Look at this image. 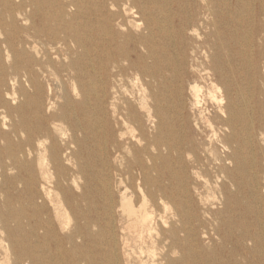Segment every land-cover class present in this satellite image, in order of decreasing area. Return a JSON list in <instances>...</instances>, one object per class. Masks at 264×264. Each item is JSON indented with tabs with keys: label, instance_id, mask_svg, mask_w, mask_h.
Returning a JSON list of instances; mask_svg holds the SVG:
<instances>
[{
	"label": "bare ground",
	"instance_id": "bare-ground-1",
	"mask_svg": "<svg viewBox=\"0 0 264 264\" xmlns=\"http://www.w3.org/2000/svg\"><path fill=\"white\" fill-rule=\"evenodd\" d=\"M100 1L109 3V7L104 5L108 9L99 6L92 12V17L100 24L101 30L92 26L90 35L86 38L79 33L59 30L56 36L41 42L48 43L53 49L57 45V51L65 56L60 61L58 72L64 73L67 78L82 79V69L91 70L86 74L89 76L88 83L93 85L90 93L96 95L94 101L90 98V93L85 91L81 94L82 101L78 106L75 104V113L72 114L66 111L49 113L54 107L52 103L47 106V113H43L39 103L33 101L37 108L31 115L33 123L28 125L23 118L17 120L11 114V108L15 111L17 109L11 105V98L15 99L16 91L10 92L7 82L12 84L14 80H0V243L5 251L0 264H95L86 244L90 237H94L93 227L98 229L96 237L105 234L108 236L109 262L106 264H117L118 211L128 221L129 231L148 244L150 264H215L217 246L230 250L219 259L220 264H242L241 259L232 252L238 246L242 250L240 255L245 259L244 264H251L252 260L248 255L263 244V210L258 220L259 228L248 229L245 233L241 231L235 241L227 244L222 230L230 221L223 218L213 220L210 216L211 209L200 208L195 195L197 192L193 193L189 188L184 171L176 172V163H170L167 170H163L159 162L174 158L183 169L184 159L189 156V165L198 169L196 172L200 174L199 170L203 169L207 155L204 144L185 130L182 110V81L185 72L183 60L175 59L174 62V57H170L164 47H156L155 44L147 46L149 39L157 36V25L152 24L156 20L151 7L155 1ZM3 2L8 12L11 4L14 5L12 10L16 11L27 1ZM187 3L190 4L188 1ZM206 6L210 7L209 4ZM180 8L179 6L178 9ZM255 11L258 17L264 18L262 0ZM209 12L214 14L212 8H209ZM146 13L150 15L149 21L144 19ZM192 13L193 11H189L179 25L191 23L196 16ZM261 32H264V25L258 27V33ZM212 35L213 33L207 34L203 39V43L210 45L213 51L208 57L206 68L212 88L206 95L217 110L214 118L219 120L221 128L219 132L215 130L214 140L221 142L228 151L218 168L222 173H227L232 164L236 166L235 157L239 156L241 149L239 138L244 108L238 110L237 107L243 106L248 111L249 138L252 142L264 143V53L259 50L258 55L254 52V57H218L224 48L211 38ZM261 36L259 38L262 39ZM30 37L34 40L33 43L23 37L18 42L35 48L38 42L35 39L40 35ZM119 38L124 40L120 41ZM129 38L133 39L134 44L145 47L147 53L134 51L136 57L133 65L127 66L129 54L125 52L124 45ZM110 43L116 44V56L109 49ZM74 45L81 47L89 55L86 57L89 61L87 66L83 67L76 58L69 57ZM222 59L225 60L224 63L220 61ZM39 65L37 61L36 70L32 67L29 76L25 74V84L29 90L30 87L35 89L37 84L40 85ZM128 69L135 73V79L141 86L139 91L143 89V96L139 103L126 98L122 104L113 103L111 120L116 122L113 126L107 111L108 87L115 88ZM32 74L37 75V83L32 79ZM149 83L154 84L155 92L152 94L154 103L147 108L146 85ZM217 83H221L223 88ZM255 83L261 84L256 86ZM191 91L195 103L200 105L203 100L202 87L195 84ZM21 92L28 93L23 85ZM173 100L178 107L177 121L170 113ZM142 108H147V112L142 113ZM148 123H151V128ZM63 124H67V128ZM210 124L213 125V122L210 121ZM124 127L130 130L131 139L135 140L133 146L127 147L122 142ZM65 129L71 130L72 141H67L63 147L56 135L66 138ZM80 138L90 149L93 148L92 153L95 154H101L104 148L112 146L116 150L117 159L122 147L131 150L135 156L122 169L123 156L118 167H114L105 151L99 156L95 167L87 171L88 182L84 188L73 179L77 191L81 190L78 193L76 189L65 186V176L68 173L61 160L65 158L70 162L75 157L77 152L71 151V143L79 145ZM46 140L52 142L51 150L58 162H55L57 171L53 186H49L52 175L47 169ZM256 148L263 152L262 146ZM66 152L69 154L66 155ZM263 163L264 161L257 164L255 160L257 171L250 185L251 192L259 197L264 194L260 182V178H264ZM79 173L82 174L83 171L78 169L77 174ZM260 173L263 175L260 176ZM216 213L220 214L221 211ZM95 218L103 219L104 225H99ZM213 221H220V227L214 226ZM209 226H212L211 230ZM59 230L65 231L64 234L57 233ZM16 232L23 234L14 235ZM204 239H217L218 242L205 246ZM251 242L252 247H249ZM244 248H248L249 254ZM45 249L48 251L39 252ZM259 261L264 264V257H260Z\"/></svg>",
	"mask_w": 264,
	"mask_h": 264
},
{
	"label": "rangeland",
	"instance_id": "rangeland-1",
	"mask_svg": "<svg viewBox=\"0 0 264 264\" xmlns=\"http://www.w3.org/2000/svg\"><path fill=\"white\" fill-rule=\"evenodd\" d=\"M25 1H27L24 2L25 5L16 11L12 10L14 5L11 4V10L9 9L7 12L3 0H0V80H14V84L7 82V88L10 89V92L16 91L15 99L11 98L13 101L12 107H17L16 111L11 108L12 117L17 120L23 118L30 125L33 123L31 115L33 116V112L37 108L33 101L39 103L40 110L43 113H47L46 108L52 103L54 107L49 110V113L66 111L68 114H72L75 113V104L78 106L83 99L81 94L85 91L90 93L93 87V85L88 83L89 76L86 73L91 70L87 68L82 69L84 73L82 74V79L72 80L67 78L64 73H59L60 61L65 56L57 51V45H54L53 49L48 43L42 44L41 42L51 39L53 35L56 36L59 30L79 33L84 38L90 35L89 30H91L92 26L101 30L102 27L92 17V12L96 11L99 6L105 8V4L109 7V3H104L100 0ZM128 1L131 3L130 0ZM139 1L137 0L138 3ZM154 1L151 7L153 10L152 15L155 16L156 21L152 22V24L157 25V36L149 39L147 46L150 47L155 44L156 47H164L170 53V57H174V62L175 59L183 60V69L186 72H184L182 81V110L186 123L185 130H188L191 137L198 139L197 141L204 144V150L207 155L204 158L203 169L199 170L200 174L196 172L198 169L195 170L189 165V156L184 159L183 169L174 158L164 161L160 160L159 162L163 170H167V166L170 163L174 165L176 163L178 165L175 166L176 172L184 171L185 181L188 182L189 188L193 193L197 192L195 195L200 208L211 209L210 216L213 220L223 218L230 221V224L224 226L222 230V234L225 235L223 238H226L225 241L228 244L230 241H235L241 235V231L245 233L248 229L259 228L260 213H262V210L264 213V194L262 197L254 194L251 192L250 185L257 171L254 165L255 160L257 164L264 161V154H262L264 153V143L252 142L249 138L248 111L243 106L237 107L238 110L244 108V111H242L244 118L241 120V135L239 138L241 141V152L239 151V156L235 157L236 166L232 164L230 166L231 169L226 171L227 173H222L218 168L228 151L221 142H215L214 140L215 130L219 132L221 128L219 120L214 118L217 110L209 102L206 95L207 91L212 88L206 68L207 63H209L208 57L211 56L213 51L210 49V45L203 43V39L207 34L213 33L211 38L215 39L224 48V50H221V56L219 55L218 57H254V52L258 55L259 50H263L264 53V32L258 33V27L264 25V18L258 17L255 11L261 0H240V2H237V0H195L193 3L190 0ZM262 1L264 3V0ZM206 4H209L210 7L206 6ZM179 6L181 7L180 9H178ZM209 8H212L213 15L209 12ZM189 11H193L192 14L196 15L195 18L190 21L191 23L180 26V21H183L188 16L187 13ZM140 17L143 18L142 16ZM149 17L148 13L144 15L146 21H149ZM36 34H39L40 37L35 39L38 41L35 48L18 42L19 38L23 37L33 43L34 40L30 36L34 37ZM258 34L262 35V39L259 38ZM208 36L210 37V35ZM132 38L134 39V36ZM132 38L125 39L124 50L127 55L129 54L127 56L129 59L126 61L127 66L128 64L131 65L135 60L134 51L147 53L146 48L134 44ZM119 40H124V38H119ZM100 47L99 49L101 50ZM109 49L113 50L112 54L116 56V44L110 43ZM229 49L230 51H228ZM70 55L69 57L76 58L81 66H87L89 61L86 57H89V55L81 47L74 45ZM37 61L40 63L39 67L41 68L40 85L37 84L35 89L30 87L29 90L27 84H25V74L29 76L30 72H32L30 71L32 67L36 70ZM220 61L222 63L225 62L224 59ZM262 61L264 60L262 59ZM148 64H151L150 60H148ZM236 66L238 67L239 65ZM262 71L264 73V67ZM32 75L34 77L32 79L36 82L38 80L37 75ZM147 80L149 81L150 78L148 77ZM195 84H198L203 90V100L200 105L195 103V97L191 91L192 86ZM260 84L258 83V85ZM22 85L26 87L28 93L23 94L21 92ZM217 85L222 87L221 83H217ZM258 85L256 84V86ZM74 87H76V90ZM146 87L147 108H150L154 103L152 94L155 92V88L152 83H149ZM140 88L141 86L135 79V73L131 69H128L126 74L120 77L115 88H112V86L108 87L107 111L113 126H115L116 122L111 120L113 114L112 104H122L124 103V98L133 100L134 103H139L143 96V89L139 91ZM95 97L96 95L94 96L93 93H90L92 101L95 100ZM175 103L176 101L173 100L170 113L177 121L178 107ZM147 108H142V113H146ZM208 119L213 122V125L210 124ZM62 126L67 128V124ZM148 127L151 128V123H148ZM64 132L66 133V138H59V135H56L59 144L63 147L67 141H72L71 130L65 129ZM124 132L125 135L122 138V142L127 147L133 146L135 140L131 139L130 130L124 127ZM101 142L103 143L102 139ZM71 145V151L77 152L75 157H70V162H67L62 157L61 161L66 166L68 173L65 176L67 179L65 180V186L72 187V189H76L73 179L79 182L78 185L85 187L88 182L86 178L87 171L95 167L99 156L105 151L114 167H118L123 156L122 169L135 156L131 150L129 151V149L122 147L120 157L118 156L117 159L116 150L112 149V146H109L108 149L104 148L101 154L92 153L93 148L90 149L87 144L85 145V141L82 138L79 140V145L74 142ZM259 145L263 147V152L257 150L256 146L258 147ZM46 146L47 169L52 175V183L49 186H53L56 181L57 171L55 162H58L55 160L56 156L52 153V142L50 140H46ZM68 154L66 152V155ZM78 169L82 170L83 173L77 174ZM259 175L262 176L263 174L260 173ZM260 182L264 189V178H260ZM80 191L78 190L77 192L80 193ZM219 211L221 213L217 214L216 212ZM205 218L207 219V217ZM96 221L101 226L105 223L103 219H96ZM213 222L214 226L218 225L220 227V224H218L220 221ZM127 227L128 221L118 211L116 214L117 264H150L151 258L148 256V244L138 239ZM209 228L211 230L212 226H209ZM93 230L94 237H90L86 242L89 254L95 264H106L109 262L108 236L105 234L96 237L97 227H93ZM64 232L59 230L57 233L64 234ZM21 233L23 234V232H16L14 235L19 236ZM262 235L263 244L256 248L252 254H249L248 248H244L252 260L251 264H262L259 258L264 257V232ZM212 242L217 243L218 240L210 241L204 239L203 243L208 246ZM248 246L252 247V242ZM217 249L215 264H220L219 259L223 258L225 252L229 249L218 246ZM45 251H48V249L39 250L40 253ZM232 252L244 264L245 259H242L240 255L242 253L241 248L239 246L235 247ZM45 254L48 255L47 253ZM4 257L5 251L0 243V260L2 261ZM65 259L68 260L67 257Z\"/></svg>",
	"mask_w": 264,
	"mask_h": 264
}]
</instances>
